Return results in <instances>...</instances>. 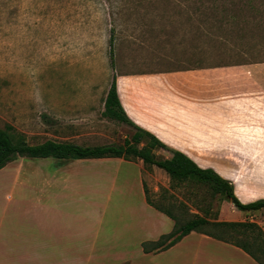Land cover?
Returning <instances> with one entry per match:
<instances>
[{
	"label": "rangeland",
	"instance_id": "374dc122",
	"mask_svg": "<svg viewBox=\"0 0 264 264\" xmlns=\"http://www.w3.org/2000/svg\"><path fill=\"white\" fill-rule=\"evenodd\" d=\"M260 62L264 0H0V129L10 125L32 145L46 140L121 145L131 128L102 115L116 75ZM157 156L169 153L159 150ZM82 162L58 167L53 159L17 158L11 169H0V241L5 240V225L32 227L34 215L41 214L43 223L49 224L52 216L58 228L82 237L66 253L90 257V264H154L194 254L192 244L143 253L142 244L157 236L144 223L152 211L143 210L137 166L116 160ZM54 168L58 183L65 179L61 169H81L59 189L50 184L49 172L43 183L30 187L11 173ZM161 172L151 180L155 191L146 185L148 196L180 216V223L202 214L195 204L205 208L209 202L211 221L216 213V221H250L236 211L223 218L224 201L201 202L202 192L189 187L169 190V179ZM172 226L164 217L160 231L168 233Z\"/></svg>",
	"mask_w": 264,
	"mask_h": 264
},
{
	"label": "crops",
	"instance_id": "0c3cea01",
	"mask_svg": "<svg viewBox=\"0 0 264 264\" xmlns=\"http://www.w3.org/2000/svg\"><path fill=\"white\" fill-rule=\"evenodd\" d=\"M115 82L119 102L134 125L154 135L169 149L183 153L200 168L212 169L230 181L234 195L241 203L264 199V62L149 74H118ZM96 160H116L120 165L137 166L142 207L146 212L152 211L148 212L149 221L144 223L157 236L153 241L173 229L172 226L168 233L160 231L163 218H170L149 206L144 193L146 185L151 186L152 191L157 189L151 180L155 179L154 174L164 175L162 170L152 167L147 172L140 160ZM12 162L5 167L11 169ZM68 162L80 166L84 163L82 160ZM80 169H61L65 179L59 183L56 168L44 173L23 172L22 169H18L17 174L10 171L17 182L23 177L26 187L43 183L49 172L50 184L55 183L59 189L71 184L73 173ZM231 211L226 209L225 218L236 211L237 215L255 220L264 231V209L248 214L236 209ZM34 216L35 225L32 227L5 225V240L0 241V264L91 263L93 259L90 257L66 253L74 247L75 240L80 241L82 237L67 227L58 228L52 223V216H48L49 224L41 221V214ZM189 237L196 238L186 243ZM187 244L196 246L192 256L160 258L154 264H257L237 247L196 232H190L164 251Z\"/></svg>",
	"mask_w": 264,
	"mask_h": 264
},
{
	"label": "trees",
	"instance_id": "16d2710c",
	"mask_svg": "<svg viewBox=\"0 0 264 264\" xmlns=\"http://www.w3.org/2000/svg\"><path fill=\"white\" fill-rule=\"evenodd\" d=\"M230 20L235 16L230 15ZM222 23V21H220ZM113 31L109 37V60L113 64ZM223 64L219 66H231ZM214 67V66H213ZM102 115L108 119L117 121L131 128V134L126 137L121 145L81 146L72 142L46 140L38 144H29L25 136L14 130L10 125L0 129V169L17 158L27 159H53L58 167L73 160L120 158L125 161L140 160L143 169L150 172L152 167L162 170L169 179V190L181 187H189L194 193L202 192L201 202H207L216 198L225 202L222 206L225 212L228 205H232L237 211L248 214L264 209V199L249 203H241L233 192L230 181L223 179L214 170L200 168L183 153L169 149L151 133L134 125L126 116L116 93V82L113 77L103 100ZM164 150L170 154L169 158L158 157L157 151ZM146 202L155 210L165 214L173 221V229L159 237L157 241L142 244L144 253H158L164 251L180 241L190 232L206 235L215 240L237 247L253 259L257 264H264V231L253 221H216L217 213L213 214L211 221L209 209L195 204L197 211L202 214H193L192 217L180 223L181 217L172 214L169 210L154 203L148 196L144 186ZM199 202V201H198ZM203 204V203H201Z\"/></svg>",
	"mask_w": 264,
	"mask_h": 264
}]
</instances>
